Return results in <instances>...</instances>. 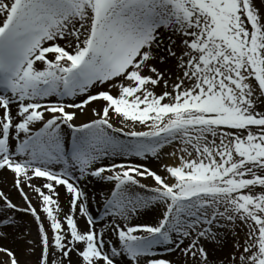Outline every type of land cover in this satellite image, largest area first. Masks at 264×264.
Returning a JSON list of instances; mask_svg holds the SVG:
<instances>
[{
  "label": "snow or ice",
  "instance_id": "6c2138e0",
  "mask_svg": "<svg viewBox=\"0 0 264 264\" xmlns=\"http://www.w3.org/2000/svg\"><path fill=\"white\" fill-rule=\"evenodd\" d=\"M0 172V264H264V0H0Z\"/></svg>",
  "mask_w": 264,
  "mask_h": 264
},
{
  "label": "rangeland",
  "instance_id": "374dc122",
  "mask_svg": "<svg viewBox=\"0 0 264 264\" xmlns=\"http://www.w3.org/2000/svg\"><path fill=\"white\" fill-rule=\"evenodd\" d=\"M94 106H96V105L94 104ZM91 117H92L91 112H88L86 115L81 116L80 119L77 122L79 123L80 121L90 120ZM117 126H120V125L117 124ZM125 130H128V129H125ZM137 130H146V129H141L140 126H137ZM120 138L121 139H125V140L128 139L127 137H124L122 135L120 136ZM171 150H172V147L171 146L166 147L163 150V154H162L161 159L149 158L148 160H144V161H140L139 158H135V159H136L137 162L143 163L147 167L151 168L152 170L158 171V173L163 174V166L165 164H172V163H174V160L166 155V153L169 152V151H171ZM124 159L125 158H118V162H122ZM8 175H9V178H8L9 179V182L8 183H9V185H10V187L13 190V193H14V198H12V199L14 200V202H17V203L22 204L23 201L21 200V197H20L19 193L12 186V176H11L10 173H8ZM142 183H145L146 185H149V186H153V184H154V182L151 180V178L143 179L142 180ZM90 187L91 186L89 185L88 186V189H87L89 191V194L93 197V199L90 202V210L93 212V215L95 216L96 215V211L99 208V205L97 204V201H96V197L97 196L94 197L93 194H91L92 193V191H91L92 188H90ZM25 191L26 192H29L33 196V203H37V200L35 199V194L34 193H31V190L30 189H27V188L25 189ZM99 191H101V187H100ZM141 192H142V194H147L146 191H144V190H141ZM153 215L154 214H149L146 217L142 216V217H139L138 219L140 221L151 220L153 218ZM20 218L24 222L28 223L31 226L32 236H33V238H35V235H36V226H35L34 223H32L31 217L21 216ZM231 252H232L231 246L230 245H227V246L222 247V248H216L214 250V252H213V256L215 258H218V259H225V258H227L231 254ZM160 255H165V253L163 251H161L160 252ZM21 256L22 257H20V258L23 261H25L26 264H35V256H25L23 254ZM171 258L176 259V257H171ZM0 259H3V257H0Z\"/></svg>",
  "mask_w": 264,
  "mask_h": 264
},
{
  "label": "bare ground",
  "instance_id": "6f19581e",
  "mask_svg": "<svg viewBox=\"0 0 264 264\" xmlns=\"http://www.w3.org/2000/svg\"><path fill=\"white\" fill-rule=\"evenodd\" d=\"M9 175L7 172H0V190H4L6 191L11 198H14V193H13V190L11 189L10 185H9ZM34 183L36 184H40L41 181L40 180H36L34 181ZM92 188L91 191L93 194L94 197L97 196V194L100 192L99 189H100V185L96 184L95 182L89 184ZM88 185V186H89ZM58 191H60L61 193V204L62 206L65 208V211H67V200H68V197L66 196L64 190L62 188H59ZM146 217V216H144ZM79 222L81 223V227L84 226V218H81L79 220ZM7 231H9L10 235H9V238L7 240H0V244H3L5 246H8V247H13V248H16L18 251L22 248V243L20 240L18 239H14V236H15V233L12 232L11 229H7ZM22 255V253H21ZM22 257V256H21Z\"/></svg>",
  "mask_w": 264,
  "mask_h": 264
}]
</instances>
